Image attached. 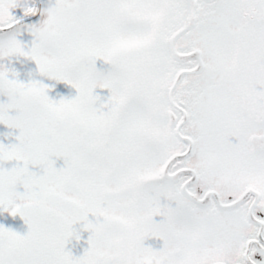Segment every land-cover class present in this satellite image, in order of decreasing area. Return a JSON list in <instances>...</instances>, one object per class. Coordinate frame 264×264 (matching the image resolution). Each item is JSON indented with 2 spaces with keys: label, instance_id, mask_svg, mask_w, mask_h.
Here are the masks:
<instances>
[{
  "label": "snow or ice",
  "instance_id": "6c2138e0",
  "mask_svg": "<svg viewBox=\"0 0 264 264\" xmlns=\"http://www.w3.org/2000/svg\"><path fill=\"white\" fill-rule=\"evenodd\" d=\"M0 125V264H264V0H0Z\"/></svg>",
  "mask_w": 264,
  "mask_h": 264
},
{
  "label": "rangeland",
  "instance_id": "374dc122",
  "mask_svg": "<svg viewBox=\"0 0 264 264\" xmlns=\"http://www.w3.org/2000/svg\"><path fill=\"white\" fill-rule=\"evenodd\" d=\"M48 0L46 1V3ZM54 2V0H53ZM17 15L21 14V11L19 9L14 10ZM102 62L97 61V65L100 66ZM34 67V65H33ZM57 89L64 95H75V89L70 88V86H66L63 83H59L57 85ZM106 93V90H98ZM54 98H59L56 96L55 92L50 93ZM0 131H8L5 126L0 125ZM5 143L14 141V136L13 137H6L2 138ZM58 166L62 164V160L57 161ZM0 223L4 224L6 227H11L14 230H17L21 233L25 232L27 230V226L23 223V220L19 217H12L11 215L4 213L3 215H0ZM86 239H87V233L83 234L82 240L79 242L78 246L73 249L75 254H79L83 251V248L87 246L86 244Z\"/></svg>",
  "mask_w": 264,
  "mask_h": 264
},
{
  "label": "water",
  "instance_id": "95a60500",
  "mask_svg": "<svg viewBox=\"0 0 264 264\" xmlns=\"http://www.w3.org/2000/svg\"><path fill=\"white\" fill-rule=\"evenodd\" d=\"M38 4L42 7V5H43V0H38ZM27 19H29V22H32V21H34V20L37 19V18H27Z\"/></svg>",
  "mask_w": 264,
  "mask_h": 264
},
{
  "label": "flooded vegetation",
  "instance_id": "af4514ba",
  "mask_svg": "<svg viewBox=\"0 0 264 264\" xmlns=\"http://www.w3.org/2000/svg\"><path fill=\"white\" fill-rule=\"evenodd\" d=\"M46 1H47V0H44V5L46 4ZM44 5H43V6H44Z\"/></svg>",
  "mask_w": 264,
  "mask_h": 264
}]
</instances>
